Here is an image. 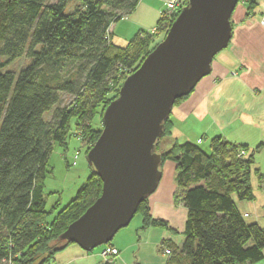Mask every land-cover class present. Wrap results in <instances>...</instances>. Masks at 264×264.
Returning a JSON list of instances; mask_svg holds the SVG:
<instances>
[{
    "label": "trees",
    "instance_id": "trees-1",
    "mask_svg": "<svg viewBox=\"0 0 264 264\" xmlns=\"http://www.w3.org/2000/svg\"><path fill=\"white\" fill-rule=\"evenodd\" d=\"M138 2L0 0V264H44L52 259L72 243L59 235L100 195L101 180L91 169L74 197L46 221L52 210L45 208L43 188L54 144L66 148L74 119L87 153L101 131L102 110L179 13L160 17L154 33L139 31L126 45L115 44L110 25L132 12ZM239 3L248 18L258 0ZM20 58L25 64L19 70L7 68ZM188 95L177 98L173 107ZM62 96L69 98L68 103L60 105ZM97 115L100 127L92 128ZM155 149L161 171L165 163H173L174 200L186 209L181 245L163 243L164 249H170L166 264L262 260L264 227L246 222L234 202V198H254L253 158L248 149L221 136L210 140L208 151L190 141L180 143L171 137L170 115ZM241 150L247 154L240 156ZM147 199L136 212L144 226L168 229L165 221L151 218Z\"/></svg>",
    "mask_w": 264,
    "mask_h": 264
},
{
    "label": "water",
    "instance_id": "water-1",
    "mask_svg": "<svg viewBox=\"0 0 264 264\" xmlns=\"http://www.w3.org/2000/svg\"><path fill=\"white\" fill-rule=\"evenodd\" d=\"M237 2L186 0L162 40L124 79L86 153L101 193L59 239L85 251L106 245L156 190L162 171L155 143L164 135V122L174 101L210 74L214 56L227 47Z\"/></svg>",
    "mask_w": 264,
    "mask_h": 264
},
{
    "label": "crops",
    "instance_id": "crops-1",
    "mask_svg": "<svg viewBox=\"0 0 264 264\" xmlns=\"http://www.w3.org/2000/svg\"><path fill=\"white\" fill-rule=\"evenodd\" d=\"M165 1L139 0L128 16L130 24L138 27V32L156 27ZM245 11L244 4L236 5L227 47L214 56L210 74L172 108L171 137L180 143L201 145L203 139L210 143L212 138L221 136L230 143L245 146L253 158L250 182L254 198L251 201L234 198V202L246 222L264 227V0H258L252 16L247 18ZM113 25L109 31H114ZM175 191L174 165L167 162L147 204L151 218L165 221L168 229L152 224L144 226L139 214L134 223L131 220L116 232L109 245L85 251L71 243L44 264H166L168 257L163 252V243L181 245L186 217V209L174 200ZM107 246L115 247L118 255L102 257L100 252ZM252 264H264V249L262 260Z\"/></svg>",
    "mask_w": 264,
    "mask_h": 264
},
{
    "label": "rangeland",
    "instance_id": "rangeland-1",
    "mask_svg": "<svg viewBox=\"0 0 264 264\" xmlns=\"http://www.w3.org/2000/svg\"><path fill=\"white\" fill-rule=\"evenodd\" d=\"M132 12L114 23V31H109L113 42L117 45H126L138 32V27L130 24V18L128 16H130ZM165 22H167V20ZM165 22L164 25L167 24ZM151 29L152 28L149 27L147 30ZM166 31H161L156 40H162ZM24 64L25 59L20 58L10 62L7 65V68L17 71L24 66ZM62 98L63 101L60 102V105L68 103V97L64 98L62 96ZM49 116L50 114L45 115L46 118H49ZM98 124L99 116L97 115L92 120L91 126L92 128H97ZM100 130H102V126ZM208 144V141L203 139L200 146L204 150L208 151ZM164 145V140H161L159 146L162 148ZM85 150L86 146L84 142L76 135L74 119H72L69 123L66 148L64 149L58 144H54L47 159L43 195L46 201V210H52L46 217L47 222H50L54 218L55 214L67 205V203L74 197L77 189L85 182L86 178L90 174L91 169L86 160ZM75 156L76 159L74 160ZM73 161H75V165L72 164ZM139 216V214H135L132 219V223H134L135 219ZM103 246L106 245H100L95 247L93 250H99Z\"/></svg>",
    "mask_w": 264,
    "mask_h": 264
},
{
    "label": "built area",
    "instance_id": "built-area-1",
    "mask_svg": "<svg viewBox=\"0 0 264 264\" xmlns=\"http://www.w3.org/2000/svg\"><path fill=\"white\" fill-rule=\"evenodd\" d=\"M183 0H167L165 1V7L164 10L161 13V17L163 18H170L172 15L177 13V11H180L181 8L184 6ZM156 31V27L152 28L151 30H147L146 32L154 33ZM240 156L246 155L247 152L245 150L240 151ZM76 159V156L74 157V160ZM73 165H75V161L72 162ZM164 253L168 255L170 253V249L166 248L164 249ZM100 255L102 257L112 256L115 257L118 255V250L113 246H107L105 247L101 252Z\"/></svg>",
    "mask_w": 264,
    "mask_h": 264
}]
</instances>
